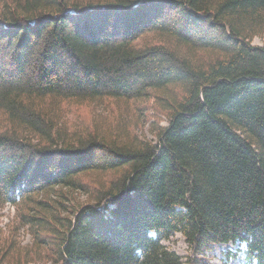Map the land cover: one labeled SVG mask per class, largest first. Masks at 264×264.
<instances>
[{
    "label": "trees",
    "instance_id": "obj_1",
    "mask_svg": "<svg viewBox=\"0 0 264 264\" xmlns=\"http://www.w3.org/2000/svg\"><path fill=\"white\" fill-rule=\"evenodd\" d=\"M255 37L264 0H0V264H264Z\"/></svg>",
    "mask_w": 264,
    "mask_h": 264
},
{
    "label": "rangeland",
    "instance_id": "obj_2",
    "mask_svg": "<svg viewBox=\"0 0 264 264\" xmlns=\"http://www.w3.org/2000/svg\"><path fill=\"white\" fill-rule=\"evenodd\" d=\"M252 45L257 47L264 46V37H255L252 40ZM154 114V112L152 111ZM153 121V120H152ZM155 122V121H154ZM161 126L167 125L165 121L160 123ZM149 124H147L144 128V133L148 139H152L153 136L149 133ZM78 200L84 201L85 196H74ZM16 206L9 204H5L3 208L0 210V235L2 238H11L13 235L15 236V231L12 228V221L16 216ZM18 238L16 241L20 242L21 246H27L31 243V236L28 232L27 227H20L17 229ZM163 245L167 247L172 252L176 253L178 256L183 258V262L186 261L187 256L190 251L185 240L180 235L173 236L170 241H164ZM237 247L233 245H220L217 246L213 252V257L209 259L210 264H247L244 253H240L236 257H231L230 259L225 257L226 252H236Z\"/></svg>",
    "mask_w": 264,
    "mask_h": 264
}]
</instances>
